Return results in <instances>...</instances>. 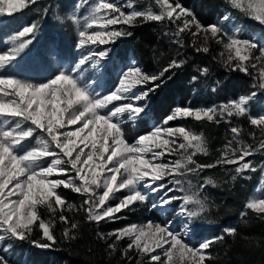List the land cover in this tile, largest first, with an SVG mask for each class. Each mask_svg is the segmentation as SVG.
<instances>
[{
  "label": "snow or ice",
  "instance_id": "6c2138e0",
  "mask_svg": "<svg viewBox=\"0 0 264 264\" xmlns=\"http://www.w3.org/2000/svg\"><path fill=\"white\" fill-rule=\"evenodd\" d=\"M226 3L264 29V0ZM32 6L41 9L42 18L63 9L56 19L74 25L80 56L71 65L61 59L43 79L23 78L20 61L40 31L39 20L11 35V46L0 51V264H10L14 245L20 242L49 250L60 240H76L79 221L66 212L83 211L90 223L100 224L123 219V212L141 205L166 218L98 232L109 255L119 252L126 264H210V249L238 231L225 227L214 238H198V221L212 207L202 193L219 186L213 176L204 175L210 169H222L231 182L259 172V195L246 200L240 215L247 217L250 211L264 219V162L249 159L264 154V109L254 114L252 108L264 94V31L243 36L246 29L231 12L205 25L180 0H151L142 9L134 0H0V14L12 16ZM148 22L168 26L164 35L178 49L209 54L212 42L221 46L222 66L251 77L257 90L210 106L194 107L189 101L156 118L152 96L187 60L172 58L158 72H149L134 60L114 64L112 55L118 40L133 35L130 29ZM91 70L115 72L112 86L105 89L102 82L86 78ZM197 71L204 77L210 73L209 67ZM199 76H192V82ZM234 118L252 126L247 133L251 143L241 138L245 129L233 125ZM188 119L229 125L231 136L214 160L196 158L210 154L204 132L170 123ZM129 126L143 128L132 142ZM62 189L80 194L82 203L67 201ZM41 208L47 216L41 215ZM58 223L64 226L59 238ZM122 241L127 243L121 249Z\"/></svg>",
  "mask_w": 264,
  "mask_h": 264
},
{
  "label": "trees",
  "instance_id": "16d2710c",
  "mask_svg": "<svg viewBox=\"0 0 264 264\" xmlns=\"http://www.w3.org/2000/svg\"><path fill=\"white\" fill-rule=\"evenodd\" d=\"M180 2L193 10L205 25L212 23L216 16L229 8L226 0H180ZM130 30L133 35L125 41L126 52L132 53L145 70L158 72L172 58L187 60L181 69L175 70L172 79L163 83L153 95L152 107L156 118H163L176 104H185L188 100L192 104L200 102L211 104L237 97L241 92L249 90L252 78L240 72H230L222 66L219 61L222 47L214 42L211 44L210 53L203 54L196 53L191 47L178 49L171 42L172 38L164 35L169 31L165 24L148 22ZM189 42L190 38L186 37V43ZM213 56L217 59H213ZM202 67H209L210 73L207 77L199 76L197 70ZM194 75L199 76L195 83L191 80ZM212 88H216L217 91H211ZM242 123L247 130H253L246 120L243 119ZM192 124L195 128L201 129L208 138L210 153L209 156L199 155L196 158L200 162L214 160L216 150L223 145L226 137L231 136L228 132L229 125L223 122L214 125L196 121ZM138 130L143 131V128L137 127L135 134ZM206 172L216 177L219 186L209 188L216 204V209L211 215L216 224L203 229V232L214 238L222 234L225 227H235L238 230L237 235L225 236L223 241L217 242L210 249L213 256L210 264H264V219L256 217L250 211L247 217L240 215L245 210L244 204L258 181L259 172L250 173V179L238 178L235 182H231L230 174L225 175L220 168ZM61 193L70 203L77 205L82 203L83 197L70 189H62ZM40 212L41 215L47 216L46 209L41 208ZM65 214L79 221L78 238L71 242L60 240L53 249L36 255L37 260H40L39 264H126L119 252L109 255L105 243L99 240L96 234L110 232L138 219L137 211H125L121 214L123 219L104 221L100 224L90 223L83 211ZM63 227L57 224L55 234L58 238ZM126 243L127 241L121 242V249Z\"/></svg>",
  "mask_w": 264,
  "mask_h": 264
},
{
  "label": "rangeland",
  "instance_id": "374dc122",
  "mask_svg": "<svg viewBox=\"0 0 264 264\" xmlns=\"http://www.w3.org/2000/svg\"><path fill=\"white\" fill-rule=\"evenodd\" d=\"M47 2V0H44ZM72 0H61L62 4H70ZM151 0H134L138 9H142L150 4ZM181 3V2H180ZM186 7V6H185ZM188 8V7H187ZM190 9V8H189ZM57 11L60 15H63V9L60 10H52L48 13L47 16L41 17V9H38L36 6H32L28 9L22 10L21 12L15 13L12 16H8L7 14H0V51L6 50L10 47V37L17 31H19L23 26L28 25L31 22L36 20L40 21V31L37 33L36 38L31 46V50L27 55L24 56L23 60L20 61V70L23 74V78H32V79H43L48 75L49 70H54L57 66V62L63 59L67 64L71 65L72 62L79 59L80 51H78L74 44L76 42V33L75 27L71 24V22L65 20V22L61 23V21L56 19ZM226 12H231L234 18H237V24L246 31H243L241 34L243 36H247L249 33L255 31L260 32L264 31L259 24L254 22L253 20L247 19L243 16H240L236 11L228 8L223 11L222 14ZM221 14V15H222ZM216 16L212 23H216L218 18L221 16ZM201 21V20H200ZM201 23H203L201 21ZM210 24V23H209ZM207 25V24H206ZM126 38L118 40L113 47V62L114 64L122 65L128 61H135L139 66H142L140 61L130 52H126ZM85 77H93L98 82H102L104 88L107 89L112 86L111 82L115 80L116 74L115 72H107L105 70H101L97 73L95 70H91L85 74ZM253 81L249 83V90L247 92H241L240 94H248L251 91H255L257 89L252 88ZM95 86V85H94ZM238 94V95H240ZM236 98V97H234ZM233 99V98H229ZM228 100V99H227ZM190 100H188L185 104H176L180 106H185ZM226 100L217 101L215 103L206 104L204 102H200L198 104H192V106H210L213 104H219ZM151 106L153 105V96L151 98ZM174 106V107H175ZM173 107V108H174ZM253 113L264 109V94L258 95L256 100L252 102ZM194 120H177L174 122H170L173 126L183 125L186 127L192 128L196 132H201V129L195 128L192 124ZM243 119L234 118L233 125L240 124L245 131L242 133L241 138L246 142L251 143V137L247 135L250 130H247L243 126ZM137 127L129 126L127 128V137L129 142H132L133 137H135V131ZM254 130V129H253ZM203 132V131H202ZM257 135L259 136V132L257 130ZM209 147V146H208ZM220 148V147H219ZM218 153L216 154V156ZM256 163L264 162V154L256 155L254 157H250ZM224 173V171H223ZM225 174V173H224ZM204 175H211L215 179L216 177L209 172H205ZM226 175V174H225ZM250 175V174H247ZM260 173L258 175L259 180ZM193 183H196V180L193 179ZM209 186L205 189L202 195H206L208 197L209 203L212 205L210 211L203 217L199 219V223L202 224V228L199 230L198 238H210L206 235L207 232H203V229L207 227L213 226L216 224V221L212 218V212L216 209L215 201L212 199V195L209 192ZM259 187V183L253 186L252 191L250 192L248 198L251 195H259L255 191V189ZM115 203V201H113ZM174 206L175 202H174ZM137 211L139 218L130 222L142 224L147 222L148 220H153L156 222H163L166 217L161 216L159 213H156L151 209L150 205L145 206L141 205L134 208ZM179 211L177 207V212ZM176 217H172V221L175 222ZM129 224V223H128ZM196 240H193L195 243ZM48 250H42L30 245L27 242H20L14 245V254H10V264H39L40 260H37L36 255L44 254ZM42 258V257H41ZM40 259V258H39Z\"/></svg>",
  "mask_w": 264,
  "mask_h": 264
}]
</instances>
